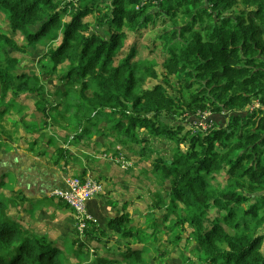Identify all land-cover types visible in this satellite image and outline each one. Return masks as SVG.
<instances>
[{
  "label": "trees",
  "instance_id": "16d2710c",
  "mask_svg": "<svg viewBox=\"0 0 264 264\" xmlns=\"http://www.w3.org/2000/svg\"><path fill=\"white\" fill-rule=\"evenodd\" d=\"M139 2L0 0L4 24L17 35L0 33V102L29 91L37 97L34 109L77 137L90 140L105 127L119 143L141 145L140 153L151 151V138L173 141L172 158L157 153L150 169L158 187H169L163 196L155 192L149 233L168 228L173 239L157 242L167 252L179 243L189 247L194 258L183 248L179 254L185 264H264V0ZM35 44L42 47L37 72L15 69L20 60L7 47L25 55ZM148 80L154 83L145 85ZM255 100L262 106L251 109ZM198 111L229 119L225 126L209 120L206 130L195 129ZM15 200L0 189V264H66L71 248L59 246L47 228L25 225L21 213L30 216L37 206ZM131 224L124 213L108 227L129 246L142 232ZM138 248L94 263L138 264Z\"/></svg>",
  "mask_w": 264,
  "mask_h": 264
},
{
  "label": "crops",
  "instance_id": "0c3cea01",
  "mask_svg": "<svg viewBox=\"0 0 264 264\" xmlns=\"http://www.w3.org/2000/svg\"><path fill=\"white\" fill-rule=\"evenodd\" d=\"M28 112L32 116L33 124L31 126L26 125L23 128L18 124L17 126L23 131L27 127L31 128L35 131L34 133H38L37 131L40 130L42 135L38 138L39 142L31 147L26 144V147L22 142H14L12 139L3 136L2 139L5 143L3 150L6 149L8 153L5 154L0 148V176H3L8 171L14 173L16 179L13 181L12 189L15 190L16 194L12 193L17 199V205L21 206L26 203V208L28 209L31 206L27 204V199L31 200L32 198H44L47 196L50 199H55V203L69 208L60 199L59 201L57 198L51 197L49 192L54 187L62 185L63 178L66 176L80 177L82 179L90 176L98 180L102 185V190L87 202L88 212L96 220L90 224L91 229L89 231L91 233L88 239L91 243L97 245L101 240L103 242L106 241L108 246V239H102V235L115 233L108 227V223L111 219L121 214H129L131 225H137L136 218L134 219L133 216L137 207L135 199L137 196H141L144 191L143 187H140L141 192L138 193L137 189L136 193L135 187L138 184H142L143 179L141 178L143 176L138 175V171L133 170V167L135 168V165L140 162L148 161L145 157L149 158L151 153L157 154V152L148 149L144 153H140L138 151L141 149V145L138 146L135 143L132 145L131 143L121 144L115 140L113 135H106L107 130L105 128L103 130L101 126L98 130L104 134L103 137L98 136L97 133L99 132H93L92 135H88L91 137L90 140L85 139L87 137L85 135L77 137V132L73 133L64 129L51 116L46 118L44 113L36 109ZM209 119L218 126H225L229 116L223 113H211ZM81 130L82 128L80 127V133ZM86 141H89V143H86ZM149 146H151V143H149ZM146 170L147 174H150V168H145ZM149 178L152 181L151 174ZM18 192L21 193L20 196ZM22 194H25L26 197L22 196ZM69 210V220L71 221L73 214L70 208ZM61 212V210H54L55 214L61 215ZM64 220H62V223L66 224L65 217ZM47 226L46 228L48 229L50 226ZM64 227L68 228L69 226L65 225ZM116 234L113 235V238H116ZM64 235L65 233L62 231V234L56 237L58 238L57 242ZM50 237L52 236L50 235ZM109 237L107 238L112 241L111 235ZM114 252L118 253L117 250L111 248L104 250L100 256H97L109 255L114 258L112 256Z\"/></svg>",
  "mask_w": 264,
  "mask_h": 264
},
{
  "label": "rangeland",
  "instance_id": "374dc122",
  "mask_svg": "<svg viewBox=\"0 0 264 264\" xmlns=\"http://www.w3.org/2000/svg\"><path fill=\"white\" fill-rule=\"evenodd\" d=\"M168 1H171V0H163L162 2L163 6H165ZM238 8L239 7H237V9ZM3 19H4V16L0 14V33H7L11 35L12 38L17 40L16 38L17 35H13L14 33L12 34L11 31H9L8 29L9 27L4 24ZM177 19L180 25L182 22L181 14L177 15ZM156 21H157L156 26L157 28H159L161 26V23H163L162 22L163 19L160 20L158 18ZM169 24L170 23H167V24H164L163 26H168ZM152 25L154 26V24ZM152 25L149 28H152L153 27ZM194 26L195 28L198 27L197 24ZM20 40H22V38L19 36L18 41ZM31 46H34V48L36 49L29 46L27 48V51L29 53L25 52L26 53L25 55H23L24 52L22 53L17 50H11L9 47H7L8 54L10 53L9 54L10 57H15L20 60V62L15 64V69H17L18 71H28L29 70L31 72L33 71L37 72L36 62L41 55L42 47L38 44L31 45ZM142 51L143 52L140 54V56H143L146 52V50L144 49ZM126 52H127V49H124L121 55H124ZM41 77L42 79H45L48 76H46L45 74H41ZM47 81H49V79ZM170 81L173 82L172 80ZM49 82L51 83L47 85V88L49 89L48 90L49 92H52L54 90L52 86V81H49ZM150 83L153 84L154 81L148 80L145 85L150 84ZM173 92L175 94L179 93L178 90H174V89H173ZM15 93H11L10 95H8L7 100H5L4 102L2 101L0 102V148L2 150L5 147V143L2 139L3 136L8 137V138L11 137L10 139H12L14 142H22L23 144H25V146L27 144L29 147H31V146H35V143L39 142L38 138L40 137V135H42L40 130L38 131V133H34L35 131L33 129L27 128V132H26V131L21 130L17 126L18 124L20 125L21 128H23L26 125L31 126L33 124L32 119H31L32 116L28 111L34 110L33 103L36 102L37 97L30 96L29 91H26V90L23 91L22 94L21 92L17 94ZM2 115H3V118L1 117ZM184 115H186V113H184L183 116ZM190 117L192 116L188 115V118ZM194 120L195 119L193 118L191 120V123ZM52 140L56 142L54 138H52ZM150 143H151V151H156L157 153H160V156H162L163 158H166V157L169 159L172 158L173 148L175 146V143L173 141H167L166 138H164L163 136H159V137L151 138ZM3 151L5 154L8 153L6 149H4ZM32 155H34V153H32ZM156 156H157L156 153H151L149 158L147 156L145 157L147 158L148 161L140 162L137 165H135L136 166L135 168L133 167V170L138 171V175L143 176L141 178L143 179L142 184L136 185L135 191L137 193V189H138V193H140L141 192L140 187H143L144 192L141 193L142 194L141 196H137V198L135 199L137 207L133 214L134 219L136 218L135 221H137V225L140 227V230L142 232L138 236H136V239H131L129 241L130 243L128 242L129 246H127V244L122 239H120L118 234H116V238H113L114 237L113 235L115 234L113 232L111 234L107 233L105 235L104 234L102 235V239H108L109 247L107 246L106 241L103 242L100 240L97 245L91 243V241L86 236H83L76 231V225H81V222L74 215L71 216L72 220L71 221L69 220V217H70L68 214L70 212L69 208L63 207L62 204L55 203L56 202L55 199H50L47 196L44 198H40V197L32 198L31 200L27 199V204L30 205L31 207L37 206V209L33 214H30V216L26 210L23 212H26L27 214L21 213V216L23 217V222H27V224L25 223L24 224L25 225H36V228H44V229L46 228V226H43V225L50 226L47 229V231L49 235H51L54 238V241H57L58 238L56 237L61 235L62 231H64L65 235L64 237L60 238L61 240L59 239L58 243L61 244L59 246L66 245L69 248H71L70 250V252H72V254L70 255L71 258L66 264H77L76 260L81 261L80 264H95L94 263L95 259L98 256H100L104 250H108L111 248L113 250L118 251L117 254L116 252H114L112 256H114V258L116 259H121L123 258L125 253L129 252V249L130 250L139 249L138 247H143V249H141L143 251V255H142L143 259L140 262H138V264H185L184 258L182 257V255H179V254H180L181 248H183L184 253L188 257L194 258L193 257L194 253L192 251L189 252L190 251L189 247L187 248L185 246L180 247L179 246L180 243H179V245H176V246L173 245L169 247L167 249L169 252L168 253L165 250V246L162 243L157 242V240L160 239L161 237H164V239H168V240L173 239L174 235L170 233L168 228L162 227L164 229V232L162 233L163 236L161 233H159L157 229L154 231V233L150 234L149 229L146 228L147 225L152 224V218H151L152 213L151 214H147V213L149 211H153V209L155 208V206H153L155 203V200H154L155 192L159 190L158 194L160 196H163L164 191L166 190L167 187H169L168 185L167 187H163L160 185L158 187L154 181H150V178H149L150 174H147V170L145 171V168L151 169L152 164H154L153 162L155 161ZM137 157L139 159V155ZM14 179L16 178L14 177V173L12 171H8L3 176H0V189L3 192L5 198L7 197L10 200L12 199V201L16 202L15 195L11 191ZM146 180H147V183H146ZM156 182H158V180ZM148 191H150V193ZM22 196L26 197L25 194H22ZM54 210H57V211L61 210L62 211L60 213L61 215L55 214ZM10 213H11V216L16 217L19 211L17 209L16 210L12 209ZM71 213L73 214L72 211ZM213 213L214 212L212 211L210 215H212ZM64 217L66 218V224L62 223V220H64ZM91 217L93 218V220H95V218L92 215ZM19 221L22 222L21 220ZM146 222L148 224H146ZM64 223H65V220H64ZM65 225H68L69 227L66 228L64 227ZM110 235H111V238H113L112 241L109 239ZM185 236L186 234L184 235V237ZM184 241H180V242H184ZM158 243H159V248H157L158 249L157 252L165 251L162 257L157 252L152 250V247L154 245L156 247ZM160 244L162 245L160 246ZM74 248L79 250L83 259L73 255L77 252ZM66 252L69 253L67 248H66ZM112 260L113 259L109 255H105L104 258H101V261L103 263H110L112 262ZM123 261H125L124 264H126L128 259L127 260L124 259Z\"/></svg>",
  "mask_w": 264,
  "mask_h": 264
},
{
  "label": "built area",
  "instance_id": "2783aa9c",
  "mask_svg": "<svg viewBox=\"0 0 264 264\" xmlns=\"http://www.w3.org/2000/svg\"><path fill=\"white\" fill-rule=\"evenodd\" d=\"M149 0H140L138 6L144 5ZM156 1V0H153ZM260 102L255 100L251 109L261 107ZM210 111H198L196 118L192 121V126L195 129L206 130L210 127L209 116ZM126 164V162H125ZM102 185L93 177L85 178L66 176L63 178V186L51 190L49 195L63 201L73 212V215L81 222V225H76V231L85 236V232L90 228L89 225L95 222L87 209V202L102 190Z\"/></svg>",
  "mask_w": 264,
  "mask_h": 264
},
{
  "label": "clouds",
  "instance_id": "9594fccd",
  "mask_svg": "<svg viewBox=\"0 0 264 264\" xmlns=\"http://www.w3.org/2000/svg\"><path fill=\"white\" fill-rule=\"evenodd\" d=\"M79 178H80V177H79ZM50 192H51V191H50ZM50 192H49V193H50ZM57 199H58V198H57Z\"/></svg>",
  "mask_w": 264,
  "mask_h": 264
},
{
  "label": "water",
  "instance_id": "95a60500",
  "mask_svg": "<svg viewBox=\"0 0 264 264\" xmlns=\"http://www.w3.org/2000/svg\"><path fill=\"white\" fill-rule=\"evenodd\" d=\"M170 162V161H169Z\"/></svg>",
  "mask_w": 264,
  "mask_h": 264
}]
</instances>
